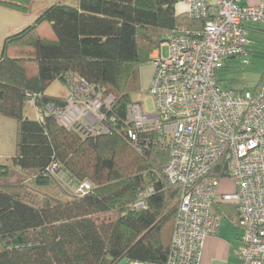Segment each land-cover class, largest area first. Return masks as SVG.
<instances>
[{
  "label": "trees",
  "instance_id": "1",
  "mask_svg": "<svg viewBox=\"0 0 264 264\" xmlns=\"http://www.w3.org/2000/svg\"><path fill=\"white\" fill-rule=\"evenodd\" d=\"M0 5L27 12L21 4L0 0ZM177 5L178 0L55 4L5 40L0 115L17 122L12 165L33 172L35 184L0 180V264L167 263L181 187L166 181L169 154L158 131L140 132L137 142L128 136L133 129L128 111L154 51L183 29L192 34L204 28V21L178 14ZM224 71L217 70L219 84ZM56 81L69 91L71 83L88 84L91 93L84 92L83 101L99 96L109 133L84 134L47 115L48 105L69 104L46 95ZM109 98L114 105L107 108ZM29 102L39 110V120L26 117ZM57 176L72 186L89 182L92 187L85 195L73 189L67 199L38 190L52 186ZM149 188L154 193L146 209H133ZM216 211H233L241 228L236 206L224 204Z\"/></svg>",
  "mask_w": 264,
  "mask_h": 264
},
{
  "label": "built area",
  "instance_id": "2",
  "mask_svg": "<svg viewBox=\"0 0 264 264\" xmlns=\"http://www.w3.org/2000/svg\"><path fill=\"white\" fill-rule=\"evenodd\" d=\"M243 1L178 0L191 19L204 21V28L192 34L183 29L154 51L149 93L155 113L145 114L139 103L128 111L133 124L128 136L137 142L140 132L158 131L169 154L166 181L181 187L166 264L201 263L205 240L219 229L221 216L214 209L219 197L240 214L241 264H264V91L224 89L216 76L230 59L249 62L246 26L264 22V0L257 6H243ZM71 91L70 106L50 104L46 114L84 134L109 133L99 96L82 103L90 86L71 83ZM113 105V98L106 100L107 108ZM51 172L58 175L60 170L53 166ZM225 180L234 191L220 194ZM91 187L85 182L72 188L85 195ZM153 193L149 188L141 194L133 209H146Z\"/></svg>",
  "mask_w": 264,
  "mask_h": 264
},
{
  "label": "rangeland",
  "instance_id": "3",
  "mask_svg": "<svg viewBox=\"0 0 264 264\" xmlns=\"http://www.w3.org/2000/svg\"><path fill=\"white\" fill-rule=\"evenodd\" d=\"M2 1L21 4L23 7L27 8V12L17 11L0 5V54L3 44L8 37L33 25L36 19L49 7L55 4L74 7L79 3V0H30V3H23V1L19 2V0ZM164 54L165 56L168 55L167 48L164 49ZM261 60L262 59L253 60L248 63H243L241 60L228 62L227 71L222 72L220 75L222 88H233L235 92L243 88L247 89L249 92H253L255 88H258L259 91H264V84L261 82L264 62H261ZM256 61H258V63ZM154 69L153 62H150L142 68L141 88L132 95L133 103L141 104L145 114L155 113V102L149 93V86L152 80L148 85V80L152 77L151 75ZM259 82L261 83L257 86ZM71 92L72 91H69L60 81H56L48 88L46 95L52 98L68 99V105L70 106ZM85 102L87 101H82L84 104ZM25 115L31 120L40 119L39 110L35 107L34 102H29L27 104ZM16 139L17 122L12 118L0 115V172L7 170L6 174H8L5 178H0V180L5 179L7 182L11 183L24 182L34 186L33 172L21 171L14 168L12 165V159L16 155ZM2 167H7V169H2ZM72 187L71 184L62 180L60 176H57L52 186L39 188L38 190L62 199H67L69 195L73 193ZM121 264H126V262H122Z\"/></svg>",
  "mask_w": 264,
  "mask_h": 264
},
{
  "label": "crops",
  "instance_id": "4",
  "mask_svg": "<svg viewBox=\"0 0 264 264\" xmlns=\"http://www.w3.org/2000/svg\"><path fill=\"white\" fill-rule=\"evenodd\" d=\"M263 0H244L242 2L243 6H257ZM178 14H182L185 12L186 7L183 5H177ZM246 33L249 44L247 46L248 50V60H261L264 62V22L259 24L247 25ZM257 55V56H255ZM259 57V58H258ZM258 58V59H257ZM240 60L239 58H233L228 60L223 68L228 69V62H233ZM258 63V61H256ZM141 74L143 72L141 71ZM153 74L151 75L153 77ZM261 82L264 84V71L261 75ZM152 77L148 80V85L150 84ZM145 78V77H144ZM219 80L220 77H219ZM257 85L259 86L260 83ZM222 87V85L220 84ZM235 91L233 88H224ZM247 89H239L236 92H244ZM234 191V186L229 180H225L222 182L219 193L225 194ZM216 207L221 208L224 203L221 201L220 197L216 201ZM218 205V206H217ZM216 207H214L215 212L221 216V221L219 224L218 232L215 236L208 237L204 242V247L202 250V258L200 264H241V256L240 249L242 247V237H243V229L240 228L233 220L234 213L233 211H223L222 214H219L216 211ZM126 264H128L126 262Z\"/></svg>",
  "mask_w": 264,
  "mask_h": 264
}]
</instances>
